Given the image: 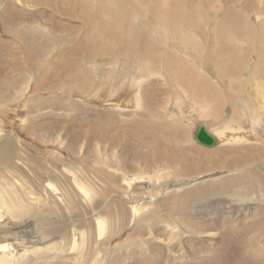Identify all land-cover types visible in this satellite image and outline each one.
Listing matches in <instances>:
<instances>
[{
  "label": "bare ground",
  "instance_id": "obj_1",
  "mask_svg": "<svg viewBox=\"0 0 264 264\" xmlns=\"http://www.w3.org/2000/svg\"><path fill=\"white\" fill-rule=\"evenodd\" d=\"M112 1L111 7L102 6L108 21L100 22V11L89 27L38 21L34 16L41 8L36 0H12L0 10V264H184L189 258L184 245L207 264H264V240L259 238L264 235V198L247 196L248 186L240 184L238 199L230 200L222 194L235 184L216 183L252 174L254 186L261 189L264 26L255 39L253 29L226 8L231 10L216 15L211 43L202 37L206 32L197 38L182 31L188 18L182 12L172 20L167 0L162 7L154 0V22L138 3L129 10L134 5L128 4L137 0ZM94 2L86 0L84 9L90 12ZM138 16L146 27L134 30ZM193 21V31L198 26L202 32V20L198 25ZM155 26L159 31L153 37L148 28L153 31ZM92 30L98 35L97 45L92 39L88 43ZM219 36L225 42H218ZM46 41L47 47L40 46ZM55 42L62 45L59 65L55 53L49 54ZM119 52L134 54L135 73L136 66L127 59L115 61ZM49 56L56 70L67 73L79 56L93 60L94 68L105 69L107 89L99 94L91 88L94 101L85 100L81 81H94V75L83 78L73 71L64 86L79 90L74 95L61 93L71 103L50 101L40 93L45 91L42 85H53L46 69ZM221 57L231 60L217 63ZM151 60L161 66L154 69ZM210 60L217 63L212 67L218 70L217 81L207 72ZM223 64L229 66L228 74ZM5 65L12 74H21L16 79L24 86L14 87ZM223 80L228 85L217 87ZM33 83L38 97H24ZM195 84L200 85L198 91L190 89ZM224 91L227 94H221ZM114 111L119 116L109 119ZM207 119L212 125H225L212 130ZM246 120L252 129L243 128ZM203 123L217 138L211 151L188 143L189 133ZM262 184L264 195V179ZM179 188L181 193L167 195ZM210 197L217 201L209 204ZM164 228L170 236L163 234ZM251 233L255 239L248 237ZM179 234L183 245L173 240ZM235 244L242 245L240 254Z\"/></svg>",
  "mask_w": 264,
  "mask_h": 264
},
{
  "label": "rangeland",
  "instance_id": "obj_2",
  "mask_svg": "<svg viewBox=\"0 0 264 264\" xmlns=\"http://www.w3.org/2000/svg\"><path fill=\"white\" fill-rule=\"evenodd\" d=\"M35 1V0H34ZM48 1H50V0H41V1H39V3H38V0H36V3L37 4H40V5H38L40 8H41V11L40 12H38L37 13V15H35L34 17L38 20V21H43L44 23H50L51 24V21L53 22L52 24H56V23H54V22H59V23H61L62 22V24L64 23V27H66L67 25L69 26L70 24H78V25H81V24H86L87 25V27H89V26H94V24H95V21H96V19H97V16H99V12L101 11L102 13H100V22L101 23H106L107 21H108V17H106V14L104 15V12H106V10H103L102 9V6L103 5H105L106 7H111L112 5H114V2L112 1V0H95V2H94V4H91L89 7H90V12H88L87 10H85L86 8L84 7L85 6V1L86 0H58L56 3V5H47V3H49ZM65 1V2H64ZM129 1H131L132 2V0H129ZM135 1V0H134ZM157 1V0H156ZM164 1L165 0H158V2H160V5L159 6H161L162 7V5L164 4ZM169 1H170V3H169ZM173 1V2H172ZM179 1H181V0H179ZM206 1L207 0H186V2H185V0H184V2L182 3V4H178V3H176V0H167V2H168V6L170 5V7H169V11H170V13H173V14H171L173 17H172V20H176L177 19V17L183 12V14L184 15H186V17L188 18H186L187 20H186V23H185V28L182 30V31H188L187 33H189L191 36H194V37H197V38H201L200 36V34H204L205 32H206V34L207 35H205V36H203L202 35V37H204V38H206V36H207V38L206 39H211V43L213 42L214 43V39H213V36H211L212 35V33L213 32H215V26H214V21L217 19L216 18V15L217 14H219V13H221L222 11H227V10H231V9H226V8H232L233 10H235L237 13H238V18H239V20H242V21H240V23H244L245 24V26H248V27H250V29L252 30L253 29V31H254V37H255V39H258V37L260 38L261 37V32L263 31V29H262V27L264 26V3H261V2H264V0H261V2L259 1V0H231L230 2H224L225 0H216V2L214 1V0H209V2H207L208 4H206ZM259 1V2H258ZM10 2H12V0H0V6L2 7H0V10H3V7L4 6H7V4H9ZM67 2H69L68 4H67ZM136 2V1H135ZM224 2V3H223ZM66 3V4H65ZM137 3L138 4H140V6L139 7H142V8H144L145 9V11L147 12V13H150V15H153V18L150 20L151 22H154L155 20H158V17H157V15H156V10H158V7H157V9H155V6H154V0H137V2L136 3H134V4H128V6L129 5H134V6H132L129 10H131V11H133L135 8H137ZM185 3H186V5H185ZM187 3L189 4V5H187ZM2 4V5H1ZM159 4V3H158ZM199 4V5H198ZM200 4H202V7H201V5ZM210 4V5H209ZM214 4L215 5H217V7H215L214 6ZM83 6V8H82V6ZM88 5H89V2H88ZM177 5V6H176ZM15 6V5H14ZM126 5L124 4L123 5V7H125ZM212 6V7H211ZM58 7V8H57ZM77 9H76V8ZM81 7V9H84V10H81V9H78V8H80ZM122 7V8H123ZM211 7V8H210ZM66 9L65 10V12H64V10L62 11V9ZM183 8H185V10H186V12H188V13H185V10H183ZM200 8H202L203 10L202 11H200L201 9ZM61 9V10H60ZM105 9V8H104ZM218 9V10H217ZM61 12H60V11ZM70 10H72V11H70ZM74 10V11H73ZM122 10V9H121ZM199 10V11H198ZM77 11V12H76ZM120 11V10H119ZM191 11H193V12H191ZM197 11L200 13H197ZM205 13H204V12ZM219 11V12H218ZM118 12V11H117ZM191 12V13H190ZM201 12H203L202 14H201ZM261 12V13H260ZM54 13V14H53ZM207 13V14H206ZM68 14V15H67ZM98 14V15H97ZM187 14H189V15H187ZM191 14V15H190ZM193 14H196V15H193ZM197 14H199V15H197ZM259 16H258V15ZM67 15V16H66ZM155 15V16H154ZM200 15H202V16H200ZM207 16V17H205V18H203V16ZM95 18V19H93V17ZM190 16H192L191 17V19L193 20L194 19V21L197 23V21H199L200 19L202 20V23H203V30H201L202 32H200V30H198V26L197 27H195V29H194V31H193V27H194V24L192 23V20H191V22H189L190 21ZM197 16H199V18H196L195 19V17H197ZM69 19H68V18ZM79 17V18H78ZM139 17L140 16H138V18H136L135 19V23H134V30H137L140 26H142V27H146V23L143 21V20H140L139 19ZM201 17V18H200ZM72 19V20H71ZM0 20H1V18H0ZM54 20V21H53ZM79 20V21H78ZM189 20V21H188ZM193 21V22H194ZM194 22V23H195ZM94 23V24H93ZM190 23H192V24H190ZM206 23V24H205ZM156 25H157V21H156ZM197 25H198V23H197ZM62 26V27H63ZM67 26V27H68ZM156 27V26H155ZM154 27V29H156V30H153L152 31V28H148V30L149 31H151V32H153L152 34H153V37L154 36H158V31H159V29L156 27L155 28ZM191 28V29H190ZM201 28V29H202ZM208 28H209V30H208ZM186 29V30H185ZM188 29H190V30H188ZM205 29L206 30H208V32L207 31H205ZM212 31H211V30ZM214 29V30H213ZM196 31H198V32H196ZM92 33H88V40H89V44H90V39H92L93 40V42H94V45H97L98 44V35H97V33L94 31V30H92L91 31ZM191 32H195V33H191ZM198 33V34H197ZM182 34H184V32H182ZM3 34L0 32V37L2 36ZM209 35V36H208ZM213 35H215V33L213 34ZM222 35V34H221ZM257 36V37H256ZM221 36H219V41L218 42H225V39H224V37L222 36L221 38L223 39V41H222V39L220 38ZM46 38V37H45ZM48 39H49V37H47ZM46 38V39H47ZM259 42H261V41H259ZM56 44L53 46H51L50 48H49V50L51 51V53H49L50 55L52 54V52H54L55 54L53 55V56H55V57H53L54 59H58V58H60V57H58L59 55H60V51L62 50L61 48H62V45L60 46L59 44H58V42H55ZM210 43V44H211ZM48 44H49V41L47 42H44V44H42V45H40V46H43V47H47L48 46ZM61 44V43H60ZM209 44V45H210ZM223 44V43H222ZM221 44V45H222ZM255 44V43H254ZM118 46L119 45H121V43H119V44H117ZM225 46V45H224ZM2 47V46H1ZM88 49H86V55H87V53H88V51H87ZM243 50L244 51H248L249 50V45H245L244 46V48H243ZM60 52V53H59ZM119 53H120V55H119ZM119 53H117L116 54V57H114L115 58V61L116 60H118V63H120V62H122L121 60H128L129 62H131L133 65H135L136 66V68H135V70H134V73H135V71H137L138 70V63H135V62H133V60H135V56H134V54H126L125 52H119ZM113 54H110V55H108L107 56V59H108V61H109V59L111 58V56H112ZM123 55V56H122ZM132 55V56H131ZM73 56V58H75L74 56H75V54H73L72 55ZM128 56H129V58H128ZM121 57V58H120ZM5 58V57H4ZM43 58V57H42ZM70 58H72V57H70ZM72 58V59H73ZM202 58V57H201ZM43 59H45V58H43ZM42 59V60H43ZM99 59V58H98ZM133 59V60H132ZM221 59L222 60H220V58L219 59H217L216 60V62L218 63V62H223V61H226V62H230V60H231V58H230V60L229 59H226V57L224 58V60H223V57H221ZM78 60V63L77 62H75L77 65H74L73 67H69V70L70 71H68V73L66 72V70H62V71H58V70H56L55 68H54V64H53V61L50 59V56L46 59V62L48 63V66H47V70H49V72H50V76L52 75V79H51V83H53V85L50 87V85H48V84H44V85H42L41 86V89L43 88L45 91H37V92H35L34 91V89H35V86H34V83H35V81H33L34 83H33V85L30 87V89H29V91L28 92H26V95L24 96V97H26L27 96V98L28 97H32V96H37L38 97V93L40 92V93H44V97L46 98L47 96H50L51 98H52V100L50 99V101H55V102H57V103H60V104H62V103H71V99L70 98H68L67 97V95H65V96H63V94H71V95H74V93H76V91H78L79 89H76V88H74V89H68L69 87L67 86H64V85H66V84H68L69 83V79H70V77H72V74H70V72H73L74 71V73L76 74V75H78L79 77H86L87 78V75L88 76H90L91 78H92V75H94V77H93V80L94 81H92L91 79H87V80H83V81H81V85L80 86H82L83 88H85L86 90H83V89H80V91H81V93L82 92H84L83 94H84V99L85 100H87V101H94V97H93V95L94 94H89V91H91V88H93L94 89V92H96V91H98L99 92V94H102L105 90H103V88L104 89H107L106 87L107 86H105V85H103V80L106 78V74H105V69H96V66H95V68H94V66H92L94 63L92 62L93 60H89V61H87L88 59H86V58H84V57H80L79 56V58L77 59ZM220 60V61H219ZM54 61H56V60H54ZM74 61H76V59L74 60ZM86 61H87V63H86ZM57 62H58V64L57 65H59V59L57 60ZM90 62V63H89ZM209 63H208V65H211L212 64V66H211V68L212 67H215V68H217L215 65L217 64V63H215L214 64V62L213 61H208ZM118 63L116 64V66L118 67ZM150 63H151V66L154 68V69H156V68H159L161 65H158L159 64V62H158V60H151L150 61ZM82 64H84L83 66H82ZM82 66V67H81ZM92 66V67H91ZM109 67H112V65L109 63L108 64V68ZM210 67V66H209ZM229 66L228 65H226V64H223L222 65V69H223V71L226 73V74H228V72H227V70H226V68H228ZM6 68H7V66L5 65V71H6V73L8 74V75H11L12 74V72L11 71H8V70H6ZM71 68V69H70ZM86 69V70H84V69ZM90 68V69H89ZM208 68L207 69V72H208V74L211 76V77H213L214 78V80L215 81H217L218 79H217V77H216V74L218 73V70L217 69H215V68ZM83 69V70H82ZM10 70H12V69H10ZM214 70H216V71H214ZM13 71V70H12ZM96 71V72H95ZM111 71V70H110ZM110 71H107L106 73H107V77H109V72ZM213 71V72H212ZM121 72V71H120ZM17 72H15V73H13L12 74V76L11 77H14V84H15V88H16V85H17V88L18 87H22V86H24L25 85V83H20V82H18L17 81V79L16 78H18V76L19 75H21V74H16ZM121 73H124V71H122ZM140 73V72H139ZM211 73V74H210ZM87 74V75H86ZM90 74V75H89ZM81 75V76H80ZM48 76V75H47ZM50 76H48L47 77V80L48 81H50ZM22 77H23V75H22ZM103 79H102V78ZM136 77V79L137 80H140V78H139V76L138 75H136L135 76ZM250 75L248 74L247 75V81L249 82L250 81ZM100 78V79H99ZM150 79H153V75L152 76H150L149 77ZM102 79V80H101ZM34 80V79H33ZM7 83H8V81L9 80H5ZM102 82V83H101ZM223 82L224 83H222V82H218V86L217 87H219V88H222L224 85L225 86H227L228 84V81L227 80H223ZM101 85V86H100ZM10 86V85H9ZM60 86H62V88L60 87ZM11 87V86H10ZM10 87H7V89H9ZM100 87V88H99ZM197 88H199L200 89V85H198V84H195L194 86H191L190 87V89L191 90H193V91H198V89ZM111 91V90H110ZM32 92V93H31ZM35 94H34V93ZM225 92V93H224ZM223 93H221V94H227V91H224ZM61 93H63V94H61ZM34 94V95H33ZM180 96H182V97H185L186 98V96H185V94H180V93H178ZM80 98L82 99V97H79V98H74V99H76V100H80ZM130 98V97H129ZM73 103V105H74V107L76 106V107H78V108H80V104L79 103H76V102H72ZM22 110H24V108H25V104H23L22 106ZM226 109H227V114L228 115H230L231 114V112H232V110H231V107L229 106V105H227V107H226ZM119 116V114L116 112V111H114V112H111L110 114H109V119H112V118H115V117H118ZM202 121H200L199 123H201ZM206 122L209 124V126L211 127V129L212 130H215V129H219V128H222L224 125H225V121L223 122V121H218V123H216V125H212L211 123H212V120L211 119H207L206 120ZM146 122L144 121V124H145ZM241 124H242V126H243V128L245 129V130H247L248 128H251L252 129V127H251V122L250 121H242L241 122ZM193 127H197V121H194V124H193ZM77 130H78V127H77ZM193 131H192V134L191 133H189V138H190V140H188V143H192V144H195L197 147H200L201 149H203V150H207V151H211V148H209L208 146L206 147V146H203V145H201V144H199L198 142H197V140L195 139V136H194V132L196 131V128L195 129H192ZM247 134V133H246ZM261 139V138H260ZM82 140H83V138H82ZM195 146V147H196ZM214 147V146H213ZM212 149H214V148H212ZM146 152L148 151V149H144ZM263 176H264V174H262ZM253 175L252 174H249L247 177H244V178H241L240 180H238L237 179V177H229V178H227V179H225V180H223V181H218V182H216V183H228V184H235L232 188H228L227 190H228V193H226V194H222V197H227L228 199H230V200H237L238 199V197H236V193H237V188L240 186V184H243V185H246V186H248V190H247V196H252V195H258V196H260L259 198H261V199H263L264 198V195H263V191H262V183H263V177L261 176V189H259V188H256L255 186H254V184H253V182H252V179H253ZM197 178H199V176H197ZM195 183V181H193L192 183H191V185H193ZM182 189L183 188H179L177 191H173V190H168V192H167V195H169V194H172V193H181L182 192ZM222 191H219L218 193H215V194H218V195H220L219 193H221ZM215 194H213V195H215ZM212 200H213V198L212 197H210ZM211 199H209L208 200V202H209V204H212V203H214L215 201H217V198H214L215 200H213V202H211L212 200ZM219 199V198H218ZM191 216L193 215V214H195V212L194 211H187ZM242 216V215H241ZM251 221H253V220H251ZM177 230L180 232V230H179V228H177ZM163 234H166V235H169L170 236V230H167L166 228H164L163 229ZM253 233H251L250 234V236H248L250 239H255L256 238V234H253ZM263 234H264V232H263ZM189 235V233H184V236H188ZM253 236V237H252ZM263 237V238H262ZM262 237H261V235H260V239H263L264 240V235H262ZM186 238H188V237H185L184 239H186ZM182 239H183V237L181 236V234H179L177 237H175V238H173V240H175L176 242H181L180 244L181 245H183V243H182ZM253 241V240H252ZM251 241V242H252ZM185 247H184V253L185 254H187L188 256H189V258H187V260L186 259H184L185 261H184V264H207V262L205 261L206 259H200V258H198V257H196V255H198V254H196V253H193L189 248H188V246L187 245H184ZM187 247V248H186ZM242 249V245L241 244H235L234 245V250L235 251H237V252H239V254H240V250ZM183 251V250H182ZM173 253V252H172ZM171 253V254H172ZM193 253V254H192ZM170 254V255H171ZM173 254H175V252L173 253ZM173 254L171 255V256H173ZM194 255V256H193ZM165 257H167V256H169V255H164ZM247 256V255H246ZM191 257V258H190ZM198 258V259H197ZM207 258V257H206ZM203 261L205 262V263H203ZM202 262V263H201ZM261 263H264V262H261ZM170 264H172V263H170ZM260 264V263H259Z\"/></svg>",
  "mask_w": 264,
  "mask_h": 264
},
{
  "label": "water",
  "instance_id": "obj_3",
  "mask_svg": "<svg viewBox=\"0 0 264 264\" xmlns=\"http://www.w3.org/2000/svg\"><path fill=\"white\" fill-rule=\"evenodd\" d=\"M195 138L199 143L208 147H213L217 143V138L207 129L204 123L199 126Z\"/></svg>",
  "mask_w": 264,
  "mask_h": 264
}]
</instances>
